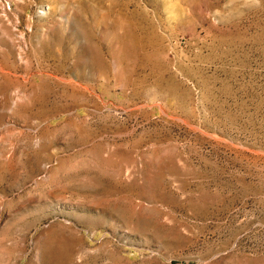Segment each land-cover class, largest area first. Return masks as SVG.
Masks as SVG:
<instances>
[{
	"label": "rangeland",
	"instance_id": "rangeland-1",
	"mask_svg": "<svg viewBox=\"0 0 264 264\" xmlns=\"http://www.w3.org/2000/svg\"><path fill=\"white\" fill-rule=\"evenodd\" d=\"M0 264H264V0H0Z\"/></svg>",
	"mask_w": 264,
	"mask_h": 264
}]
</instances>
